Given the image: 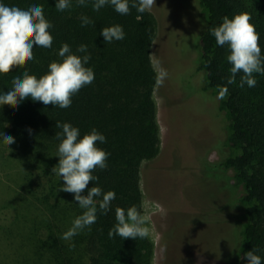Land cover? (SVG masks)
Wrapping results in <instances>:
<instances>
[{
    "label": "trees",
    "instance_id": "obj_1",
    "mask_svg": "<svg viewBox=\"0 0 264 264\" xmlns=\"http://www.w3.org/2000/svg\"><path fill=\"white\" fill-rule=\"evenodd\" d=\"M16 2L27 4L29 0ZM35 2L43 5L46 18L54 25L50 30L53 47L34 46V61L0 71V90L11 86L13 75H22L26 69L38 78L44 75L52 61L60 60L56 52L63 43H68L77 55H83L76 53L80 44L88 46L91 60L87 66L94 69L95 80L72 98L68 109L54 108L30 98L19 106L0 103V129L15 140L9 148L0 143L3 149L15 152L4 158L13 157L20 163L25 176L23 182L30 189L31 177L27 173L30 165H44L51 176L44 188L47 192H42L44 209L40 212L45 218L32 220L28 229L22 227L34 238L33 262L152 264L153 244L149 238L123 240L116 236L110 239L108 232L116 223L117 207L136 206L142 211L140 168L144 161L155 158L159 150L154 99L158 75L151 59L156 21L149 11L141 14L135 8L129 15H120L110 6L94 12L91 3L81 7L73 0L70 10L59 12L55 8L56 0ZM198 4L204 28L199 37L194 76L203 73L202 92H211L217 98L223 87L228 89V95L219 99L218 110L224 116L226 137L219 145L222 158L218 166L231 172L241 189L238 202L242 220L236 224L235 247L230 251L228 264H247L244 255L253 249L255 254L264 257V75H256L258 82L253 88L239 87L242 73L237 75L235 83L228 84L230 52L227 45L216 46L209 29L220 25L224 17L246 12L260 35L264 54V0H198ZM81 16L89 17L94 24L81 27ZM113 25L123 27L125 39L105 43L100 31ZM65 122L78 127L81 136L93 128L105 135L107 143L98 146L110 153L108 167L93 173L99 180L90 182L88 188L99 186L105 192L116 193L112 210L107 215L98 210L91 230H83L71 241L60 237L82 210L74 194L59 191L64 181L52 173L59 162L56 153L60 140L56 139V133L62 132L56 123ZM36 194L34 197L38 200L40 197ZM73 243L75 247L70 249Z\"/></svg>",
    "mask_w": 264,
    "mask_h": 264
},
{
    "label": "rangeland",
    "instance_id": "obj_2",
    "mask_svg": "<svg viewBox=\"0 0 264 264\" xmlns=\"http://www.w3.org/2000/svg\"><path fill=\"white\" fill-rule=\"evenodd\" d=\"M149 12L156 21L151 59L160 143L141 165L140 189L142 211L151 216L152 264H228L242 220L241 189L218 166L226 137L219 99L202 92L203 73L194 76L204 28L198 0H155ZM14 153L0 146V264H34L26 229L45 218L42 192L51 176L44 165H30L28 188L20 163L4 158Z\"/></svg>",
    "mask_w": 264,
    "mask_h": 264
},
{
    "label": "clouds",
    "instance_id": "obj_3",
    "mask_svg": "<svg viewBox=\"0 0 264 264\" xmlns=\"http://www.w3.org/2000/svg\"><path fill=\"white\" fill-rule=\"evenodd\" d=\"M89 3L94 12L110 6L120 15H129L132 8L141 14L150 11L155 5V0H75V4L81 7ZM72 6L73 0L55 2V8L59 12L70 10ZM80 19L81 27L94 24L87 16H81ZM251 19L252 17L244 12L232 18L224 17L220 25L209 29L215 38L216 46L227 45L230 52L227 61L231 65V76L227 83H235L237 75L242 73L239 82L241 88L245 85L249 88L255 87L258 82L256 75H264V54L259 44L260 35L255 25L250 23ZM53 28L54 25L44 14L43 5L35 0H29L27 4L18 3L16 0L9 3L0 0V71L4 72L12 66L34 61V46L52 49L54 37L50 30ZM100 35L105 43H112L124 40L126 34L121 25H113L101 29ZM76 53L83 55L73 53L70 45L63 43L56 52L60 60L52 61L44 75L38 78L29 74L27 69L22 75L15 73L12 85L0 90V103L7 102L19 106L30 98L44 105L51 104L54 108H70L72 98L95 80L94 69L87 66L91 60L88 46L80 44ZM164 75L166 73L161 70V78ZM227 95L228 89L223 87L218 99ZM56 127L61 128L62 132L56 133V139L60 140L56 153L59 162L52 168V173L64 181L59 191L74 194V200L82 210V214L72 221L71 227L60 237L71 241L83 230H91V226L97 221L98 210L104 215L112 210L116 193L105 192L99 186L88 188L90 182L99 180L93 173L97 169L106 170L108 167L110 153L98 146L107 143L105 135L93 128L81 136L80 129L67 122L56 123ZM14 142V137L0 129V143L8 147ZM85 192L86 194L82 195ZM115 220V225L108 232L110 239L116 236L123 240L150 237L151 216L144 214L136 206L127 209L117 207ZM69 247L74 248V243ZM255 253V249L245 253L247 264H264V257Z\"/></svg>",
    "mask_w": 264,
    "mask_h": 264
}]
</instances>
